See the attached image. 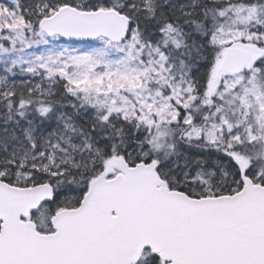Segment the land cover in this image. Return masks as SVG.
Listing matches in <instances>:
<instances>
[{"label": "snow or ice", "instance_id": "snow-or-ice-1", "mask_svg": "<svg viewBox=\"0 0 264 264\" xmlns=\"http://www.w3.org/2000/svg\"><path fill=\"white\" fill-rule=\"evenodd\" d=\"M0 264H264V0H0Z\"/></svg>", "mask_w": 264, "mask_h": 264}]
</instances>
